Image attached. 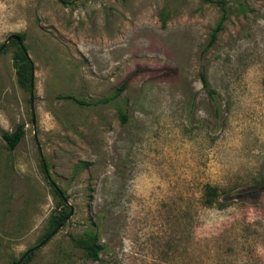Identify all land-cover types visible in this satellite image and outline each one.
<instances>
[{"label": "rangeland", "instance_id": "obj_1", "mask_svg": "<svg viewBox=\"0 0 264 264\" xmlns=\"http://www.w3.org/2000/svg\"><path fill=\"white\" fill-rule=\"evenodd\" d=\"M226 2L209 46L215 1L0 0V264L36 246L24 264H264V0ZM54 212L71 216L44 239ZM87 231L98 260L72 242Z\"/></svg>", "mask_w": 264, "mask_h": 264}, {"label": "trees", "instance_id": "obj_2", "mask_svg": "<svg viewBox=\"0 0 264 264\" xmlns=\"http://www.w3.org/2000/svg\"><path fill=\"white\" fill-rule=\"evenodd\" d=\"M206 1H215L219 4L221 10H222V17L213 30V34L211 36L209 46L215 44L218 41L219 34L220 32L224 29L225 27V21L228 18V7H227V2L226 0H206ZM19 37L23 40V36L18 34ZM14 42L18 45V51L15 54V61L17 63V68H18V75H19V82L25 86V87H30L31 84V79H32V62L30 61L29 57L25 54L23 48L20 46L19 42L15 39H13ZM4 50V48H3ZM2 50V51H3ZM201 79L203 82L204 89L207 91L208 96L212 102V105L214 107L215 113L217 116H221V104L218 99V95L216 90L213 88V86L210 84L207 73L202 72L201 73ZM127 87V83L124 82L121 87L116 91V94L114 97L111 98H104L100 100L99 102L96 103H109L110 101H113L120 93L125 90ZM63 98L73 100L81 105H91L93 104L92 102L86 101L84 99L78 98L74 95H63ZM119 114L122 119V122H127L128 120V114L122 109L119 108ZM25 124L20 123L16 126V128L12 131H3L2 136L6 142L7 148L10 150H14L22 141V139L25 136ZM48 179H50L48 177ZM50 184L55 191L56 195L60 197L63 202L67 205V199L65 198V194L61 188H59L56 183L52 180H49ZM264 187V186H260ZM259 189V188H258ZM258 189L251 190V191H257ZM251 193L249 190H242L239 192L240 195L242 194H248ZM221 196V191L218 186L211 185V184H206L204 187V192H203V203L207 206H212L215 205ZM69 215V212H54L50 218L49 224H48V230L45 234V238L47 239L51 236H53L56 232V230L61 226L64 221L67 219ZM72 242L74 245L78 248H80L86 255L87 258L93 259V260H98L100 259V253L102 250L105 249L104 244L99 242V237L97 232L93 231H87L84 235L82 236H72ZM38 247V246H36ZM36 247L31 248L32 251L28 254L26 258L23 259L21 264L27 263L29 260H31L34 256V251ZM24 256V255H23ZM23 257H21L22 259ZM15 260L10 264H18L20 260Z\"/></svg>", "mask_w": 264, "mask_h": 264}, {"label": "water", "instance_id": "obj_3", "mask_svg": "<svg viewBox=\"0 0 264 264\" xmlns=\"http://www.w3.org/2000/svg\"><path fill=\"white\" fill-rule=\"evenodd\" d=\"M13 39H15V40H17V41L19 42V44H20V46L23 48L25 54L29 57L28 52H27L26 48L24 47L23 42L21 41V38H20L19 35H17V34H13V35H11V36L8 38V41H7L2 47H4L9 41H11V40H13ZM32 66H33V64H32ZM30 88H31V91H32V93H33V91H34V70H33V68H32V79H31ZM31 99H32V101H33V96H32ZM70 216H71V214L68 216V218H69ZM68 218H67V219H68ZM67 219H66V220H67ZM64 223H65V222H64ZM64 223H63V224H64ZM63 224H62L61 226H59V228L56 230V232H57V231L63 226ZM56 232H55V233H56ZM31 251H32V249L28 250V251L24 254L23 258L20 260V262H19L18 264H21V262L23 261V259L26 258V257L28 256V254H29Z\"/></svg>", "mask_w": 264, "mask_h": 264}]
</instances>
